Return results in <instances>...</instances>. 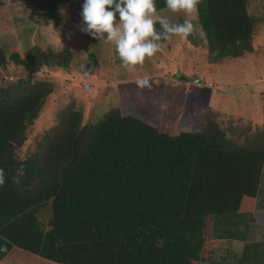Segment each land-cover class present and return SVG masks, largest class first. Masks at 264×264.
I'll return each instance as SVG.
<instances>
[{"label": "trees", "instance_id": "trees-1", "mask_svg": "<svg viewBox=\"0 0 264 264\" xmlns=\"http://www.w3.org/2000/svg\"><path fill=\"white\" fill-rule=\"evenodd\" d=\"M156 6L166 8L165 0ZM197 13L211 55L252 51L248 0H201ZM188 39L195 43L194 34ZM72 59L69 50L38 44L24 56L0 47V79L10 62L22 73L0 80V262L264 264L261 242H246L231 261L214 260L209 245L216 223L227 226L217 237H238L235 229L250 222L264 226V206L256 209L264 129L226 128L211 108L202 130L178 134L157 126L148 109L114 106L85 123L83 110L70 105L21 154L55 90L33 75L67 70ZM21 163L26 175L17 184Z\"/></svg>", "mask_w": 264, "mask_h": 264}, {"label": "rangeland", "instance_id": "rangeland-1", "mask_svg": "<svg viewBox=\"0 0 264 264\" xmlns=\"http://www.w3.org/2000/svg\"><path fill=\"white\" fill-rule=\"evenodd\" d=\"M83 2L6 0V6L0 9V47L8 56L13 52L24 56L34 44L73 53L69 69L45 68L33 75L34 79L50 81L55 90L32 127L22 155L33 146L36 137L55 124L58 112L70 105L83 110L85 123L98 121L114 106L148 109L157 126L178 134L202 130L211 108L219 112V121L226 128L264 129V0H248L249 12L255 19V33L253 49L244 56L211 55L197 13L192 17L195 43L188 37L162 41V50L132 71L122 66L114 44L80 30ZM162 12L173 22L184 19L183 13H171L166 8ZM21 74L10 62L0 80H15ZM145 75L152 80L151 90H141L134 83ZM263 206L264 167L256 209ZM49 217L48 211L41 217L45 228ZM224 227L227 226L216 223L209 241L214 260L229 258L230 251H241L246 242H261L264 252V226L250 222L240 225L238 231L230 226L240 236L221 242L216 234Z\"/></svg>", "mask_w": 264, "mask_h": 264}, {"label": "clouds", "instance_id": "clouds-1", "mask_svg": "<svg viewBox=\"0 0 264 264\" xmlns=\"http://www.w3.org/2000/svg\"><path fill=\"white\" fill-rule=\"evenodd\" d=\"M201 0H165L171 13H183V22H173L158 10L156 0H84L82 4V32L115 46L122 66L129 71L143 65L146 59L162 50L161 41L173 37L187 38L195 34L192 17L197 14ZM136 87L151 90L149 76L138 77ZM26 165L21 163L12 177L19 184L26 175ZM6 182L4 169L0 168V186Z\"/></svg>", "mask_w": 264, "mask_h": 264}, {"label": "crops", "instance_id": "crops-1", "mask_svg": "<svg viewBox=\"0 0 264 264\" xmlns=\"http://www.w3.org/2000/svg\"><path fill=\"white\" fill-rule=\"evenodd\" d=\"M219 240H221V242L223 241V239L225 240V239H229L230 237H228V235H223L222 237H220V236H218L217 237ZM242 238H245L244 236H242ZM264 242V241H263ZM245 245V244H244ZM244 245H243V247H242V250L241 251H239V252H237V251H230V254H232V255H230V256H228L229 258H225V259H228V260H235V259H237V258H239L240 257V255H241V253H242V251H243V249H244ZM229 249H231V248H229Z\"/></svg>", "mask_w": 264, "mask_h": 264}]
</instances>
